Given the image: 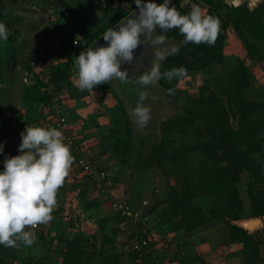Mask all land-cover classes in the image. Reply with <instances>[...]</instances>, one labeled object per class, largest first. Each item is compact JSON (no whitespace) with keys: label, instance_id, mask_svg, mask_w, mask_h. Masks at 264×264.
<instances>
[{"label":"trees","instance_id":"16d2710c","mask_svg":"<svg viewBox=\"0 0 264 264\" xmlns=\"http://www.w3.org/2000/svg\"><path fill=\"white\" fill-rule=\"evenodd\" d=\"M56 1L52 5L54 8L46 7L49 10L47 20L58 12L57 8H61L58 4L65 8L64 14L68 13L66 6L61 1ZM190 1L186 3L185 0H171L169 6H175L181 14H187L193 8L191 3H198L195 0ZM223 1L202 0V3L207 6L205 15L214 16L220 21V31L215 44L212 46L192 43L182 45L183 36L179 34L178 29H171L164 34L168 41L180 46V52L177 55L167 56L160 65V71L164 73L172 68H185L186 74L174 80L192 74L208 75L215 66L224 64L228 28H232L240 38L247 59L253 62V66H249L243 59H238L234 67L225 73V84L221 86L204 84L198 89V96L190 99L189 104L183 105L184 114L173 122L169 121L165 124L161 141L152 147V153L144 162L143 168H161L163 162L173 163L180 168L186 166V157L195 152L203 158L202 164L197 170L191 172V175L177 172L180 177L172 185H168L160 204L140 214L141 218H145L146 221L139 223L136 227L140 229L144 226L153 238L156 230L160 237H164L168 234H188L220 223L227 231L224 245L239 246L238 254L243 256L245 264H258L260 261L264 262V258L260 257V247L264 244V166L260 162L264 154V103L258 101L253 94L256 82L253 70L257 67L264 72V45L261 47L255 45L246 37L245 30L233 17L231 10L223 4ZM131 2L133 5V0ZM162 2L163 0H160V3ZM10 3H13L12 0H0V18L8 11L7 5ZM108 14L109 22L96 27H91L87 23H75L74 29L68 31L60 23L56 30L51 31L50 36L40 43V45L47 43L50 38L53 40V57L57 64L52 68L51 82H54V92L61 94L62 97L64 95L62 93L66 91L72 99L87 96L89 91H81L74 87L69 78L74 73L76 56L90 48L107 29L121 22L127 12L117 8ZM259 32L264 34V14ZM154 33L159 35L161 30L157 28ZM76 34H79L80 39L74 44ZM16 63L17 61H13V65ZM26 68L27 66L23 67V69ZM167 80L166 77H162L160 82L168 91L171 89V93L187 98L185 93L170 88ZM24 87V100L27 103L35 108L48 107L51 104V95L45 90L47 83L36 79L35 82H30ZM93 89L104 94L111 91L106 84L94 86ZM17 118L15 121L19 122L22 127L38 126L39 119L34 121V118L26 119L22 116ZM197 123L202 126V129L195 128ZM189 128H195L196 135L197 133L201 135L194 144H187L183 141L177 144L173 141L172 136L175 133L187 136ZM73 142L76 143L75 137H73ZM77 147L82 157L95 164L85 148ZM128 148L126 141L117 140L116 152L125 155ZM71 152L76 163V154L72 150ZM3 162L2 160L0 162L1 170L4 167ZM180 162L183 164L179 165ZM98 171L105 172V179L101 182L92 181V183L99 189H105L106 192L113 190L114 181L111 179L109 182L110 178L105 168H98ZM242 175L247 176L245 182V192L249 200L247 210L244 208L239 189ZM87 179L90 181V178L87 177ZM111 194L105 199L108 208L111 202H119L135 211L129 200H119ZM199 198L214 200V202L208 209H204L196 203ZM99 207L96 203L91 204L87 201L83 203L82 208L84 217L82 222H93L94 225L96 223L101 237L99 247L96 243V236L88 235L80 228L79 233L69 236L63 229H54L48 223L41 224L37 244L45 249V258L37 262L35 258L28 255L26 263L47 264L49 255L54 253L57 258L56 264H122L121 259L124 253L117 250L116 232L123 236L121 242L127 246L128 252L132 253L131 258L139 264H151L163 259L162 253L155 250L161 242L160 238L152 241L149 237L147 247L140 251L131 249L135 229L130 228L131 221L127 217L113 213L116 220L111 225H114V229L110 228V233H105L104 227L110 220L99 219ZM95 219L97 220L94 223ZM248 221H255L253 224L258 221L262 233H251L247 225H244ZM122 227L123 230L120 229ZM42 229H47V231L44 232ZM129 230H131L130 235L127 234ZM138 232L141 235L140 231ZM189 253L191 250L187 248H178L172 260L175 264H195V258L190 257ZM17 261L16 247L0 246V264H14Z\"/></svg>","mask_w":264,"mask_h":264},{"label":"rangeland","instance_id":"374dc122","mask_svg":"<svg viewBox=\"0 0 264 264\" xmlns=\"http://www.w3.org/2000/svg\"><path fill=\"white\" fill-rule=\"evenodd\" d=\"M31 1L36 5L38 4L36 2L37 0ZM155 2L159 4L160 0H155ZM185 2L190 3L191 1L185 0ZM199 2V4L193 2L191 6L199 7L203 11L202 13L205 14L207 6L202 3V0H199ZM106 14L109 16L108 13ZM109 20L110 18H107L101 20L100 23L96 20L95 24L100 26L108 23ZM57 27L56 19L52 16L49 19L47 29H45L48 33L44 32V38L50 36L51 31H55ZM11 33L9 31L8 36L12 35ZM244 33L255 45L260 47L264 45V34L259 32V27L250 31H244ZM155 36V33H153L148 38L152 40ZM11 45V39L0 42V58L8 62L16 61V57L11 53ZM171 46L176 45L166 40L165 45L160 46V48H169ZM238 59H243L249 66H253V62L247 59L246 51L240 38L237 37L232 28H228L226 31L224 64L222 66H215L208 75L192 74L184 78H178L177 80H167V85L170 88L185 93L187 98L173 93L170 94L161 84L160 80L147 88L137 83L138 87L140 86V91H138L137 95L141 91H147L148 93L143 103L150 107L151 119L146 127H139L134 123L131 111L136 107L138 97L134 96L130 90H123V83H120L121 81H117L118 83L108 81L106 85L111 88L109 93L104 94L92 89V91L87 93V96L81 99L70 98L67 91L62 93L64 94L63 97L68 110L66 117L69 115V119L67 120L74 127V137L77 146L83 147L88 151V155L93 158L97 168H105L108 173V178H110L109 182L113 179L115 186L109 192H106L104 189H99V187L84 176L77 168L76 163L73 162L70 169L72 180L66 177L62 185L63 187H61L64 192L62 193V190H58L56 197L57 204L52 212L53 219L48 224L54 229L59 228L65 230L69 236L79 233L81 229L87 232L88 235L96 236V243L99 247L101 237L95 223L97 219L94 220L95 225H93V222H90L91 225L86 224V221L82 222L84 219L82 215L84 202L88 201V203H96L97 206L99 205V219L102 220L104 218L105 220H110L104 227L105 233H110V228L114 229V225L111 224H114L116 220L114 219V212L110 211L107 202H105L109 194L112 193L111 196L119 200H129L135 212H138V214H144L160 204L167 192L168 185H172L180 177L177 172H185L191 175V172L201 166L203 158L198 152H195L186 157V166H182L184 168L176 167L175 164L170 162H163L161 168L149 167L144 169V162L152 153V147L161 141L165 124L169 121L173 122L184 114L183 105L189 104L190 99L198 96V89L204 84L221 86L226 79L225 73L234 67ZM157 63L161 65L162 61L157 60ZM26 70L23 69V75L21 74L20 78L24 79ZM253 71L256 78L253 94L258 101L264 103V72L257 67ZM20 73L21 71L18 72V74ZM75 80L76 75L74 72L69 78V81L74 87H76ZM37 125L43 127L45 123H43V120H40ZM196 127L202 129L199 123L196 124ZM195 128H189L186 133L187 136L175 133L172 136L173 141L177 144L181 141L187 142V144H194L195 140L201 137L198 133L196 135ZM118 139L127 142L129 148L125 155L115 151ZM122 149L124 150L123 146ZM260 162L264 166V154ZM182 164L183 162L179 163V165ZM0 171H2L1 167ZM246 181L247 176L242 175V182L239 189L244 201V208L247 210L249 200L245 192ZM213 202L214 200L203 198L196 200V203L203 206L204 209H208ZM248 222L244 225H247L246 227L251 233H262L259 222L253 224L251 227H248ZM120 229L123 230V227ZM30 230L36 233L37 238L39 237V225L37 228H31ZM42 231L46 232L47 229H42ZM130 233L131 230L127 231V234ZM226 235L227 231L220 223L197 229L188 234H168L164 237H160L156 230L154 237L152 238V235L149 237L152 238V241L160 238L161 242L155 247V250L162 253L163 259L160 262H152L151 264H175L172 259L173 254L178 248L191 250L189 256L195 258V264H245L243 256L238 254L239 246L224 245ZM115 236L117 250L124 253L121 259L122 264H139L138 261L131 258L132 253H129L126 249L127 246L121 242L123 236L118 232H116ZM16 250L18 252V261L14 264H27L26 258L28 255L39 262L45 258L46 254L42 245L37 244V239L31 246H25L20 242ZM260 257L264 258V244L260 247ZM56 259L54 253L50 254L47 264H56ZM258 264H264V262L260 261Z\"/></svg>","mask_w":264,"mask_h":264},{"label":"clouds","instance_id":"9594fccd","mask_svg":"<svg viewBox=\"0 0 264 264\" xmlns=\"http://www.w3.org/2000/svg\"><path fill=\"white\" fill-rule=\"evenodd\" d=\"M138 13L126 17L118 26L107 29L102 35L104 46L92 47L81 52L74 61L75 84L81 91H92L94 86L106 84L112 79L128 81L127 70L122 65L132 64L134 52L142 47L146 36H151L157 28L161 34L152 41L153 46H163L167 33L178 29L183 36L182 45L215 44L220 31L218 18L205 15L199 7H193L187 14H181L171 0L157 4L155 0H133ZM9 30L0 22V42L8 39ZM148 47V46H147ZM180 46L159 48L155 55L163 61L168 55H177ZM186 69L172 68L161 73L157 63L145 74L139 75L136 83L145 86L156 84L162 77L172 80L183 77ZM170 94L172 90H169ZM148 96L141 91L137 105L131 111L134 123L146 127L151 119L150 107L143 102ZM67 108V107H66ZM68 111V110H67ZM20 154L8 156L0 171V246L17 247L18 242L25 246L35 243L34 231L30 227L47 224L57 204L58 189L64 184L74 162L70 145L65 143L62 131L40 126L26 127L21 133L18 145ZM4 143H0V154Z\"/></svg>","mask_w":264,"mask_h":264},{"label":"crops","instance_id":"0c3cea01","mask_svg":"<svg viewBox=\"0 0 264 264\" xmlns=\"http://www.w3.org/2000/svg\"><path fill=\"white\" fill-rule=\"evenodd\" d=\"M58 1H61V3L66 6L69 15L76 24L87 23L91 27H96V20L100 23L101 20L109 19L110 17L106 12L98 8L97 0ZM12 2L13 3L10 4L13 5H34L31 0H12ZM36 2H38V6L46 8L47 6L53 7L52 5L57 1L37 0ZM59 5L61 4H58V7L63 8ZM63 10H65V8H63ZM0 22L5 23L8 30L12 32V35L8 36V40H12L13 47L12 45L10 46L11 53L16 57L17 61L16 65H13V61L8 62L0 58V60H2L0 62V80H2L4 84L3 89L0 91V143H2V139L5 138L8 128L16 119H18L17 117L22 116L26 119L34 118V121L39 119V121L43 120V123L50 119L47 107L39 106L38 108H35L24 100V86L26 85V82L23 78H20L21 74L23 75V67L34 57L38 46L44 39V32H47L45 29L48 27L49 20L44 19L32 24L26 19L17 17L16 14L8 9V11H6L0 18ZM19 71H21L20 74H18ZM67 178L72 180L70 172ZM61 187L58 190H62ZM61 192L63 193L64 191L62 190ZM30 229L31 228L28 227L26 231H33Z\"/></svg>","mask_w":264,"mask_h":264},{"label":"built area","instance_id":"2783aa9c","mask_svg":"<svg viewBox=\"0 0 264 264\" xmlns=\"http://www.w3.org/2000/svg\"><path fill=\"white\" fill-rule=\"evenodd\" d=\"M131 1L132 0H97V5L98 8L104 12H110L111 10L121 8L127 12L126 16H128L136 9V5L134 6V3L132 5ZM195 1L200 3L199 0ZM57 9L58 12L53 15L56 19L57 26L61 23V25L68 31L73 30L76 25L69 13L64 14L63 8ZM79 39V34H76V41L74 44H76ZM53 46V40L50 38L49 42L42 43L38 47L35 58L30 60L27 65L24 80L26 81V84L35 82L36 79L47 83L45 90H47L49 95H51L52 100L51 104L47 107L50 119H48L49 121H47L43 127L56 128L62 131L65 143L69 144L70 149L76 154L77 168L84 174V176L90 178L91 182H101L105 179V172L98 171L95 164L87 158L81 156L76 143L73 142V137L75 135L74 127L70 124L66 117L67 108L65 99L61 94L54 92V82H51V78L52 68L57 64V61L53 57ZM3 87L4 84L0 80V91ZM25 128L26 127H22L20 123L16 121L10 125L5 135V140L2 142L4 143V152L3 154H0V160L4 161L8 156L20 154L18 151V145L21 142V133L24 132ZM109 209L114 212V214H119L122 217L129 218L131 221L130 228H135V231L133 232L135 233L134 241L132 242L131 249L134 251H140L146 248L150 233L146 231L144 226L140 229L136 227L139 223H145L146 219L141 218L140 214L133 211L129 206L119 202H111ZM86 224H90V222H87ZM138 231H140L141 235Z\"/></svg>","mask_w":264,"mask_h":264},{"label":"water","instance_id":"95a60500","mask_svg":"<svg viewBox=\"0 0 264 264\" xmlns=\"http://www.w3.org/2000/svg\"><path fill=\"white\" fill-rule=\"evenodd\" d=\"M223 4L231 10L233 17L240 23V25L245 31H250L260 26L264 13V0H224ZM7 8L11 10L14 14H18L17 17L26 19L32 24L37 23L38 21H42L44 19L47 20V17L49 16L48 9L35 4H8ZM136 13H138L137 8L128 16H132ZM118 24L115 25L113 28L115 29ZM148 40L146 36L144 39V44L148 47L142 46L134 52V57H136V59H134L132 64L122 65V70H127L128 72L130 78L128 82H134L138 80L139 75L150 71L158 60L155 53L160 48V46H153L151 45L152 40ZM104 45H106V42H104L102 36H100L97 40L94 41L91 47L95 49L98 46ZM254 222L255 221H249L248 225L252 226Z\"/></svg>","mask_w":264,"mask_h":264},{"label":"flooded vegetation","instance_id":"af4514ba","mask_svg":"<svg viewBox=\"0 0 264 264\" xmlns=\"http://www.w3.org/2000/svg\"><path fill=\"white\" fill-rule=\"evenodd\" d=\"M149 38H148V36H147V40H148ZM149 41V40H148ZM137 81V80H136ZM136 81H134V82H127V81H124V82H122L121 81V83H123L122 85H123V90L125 89L126 91H131V93L133 92V95L134 96H136V97H138L139 98V95H137L138 94V91H140V86L138 87V84L136 83ZM137 85H136V84ZM134 90H136V91H134ZM136 99V98H135ZM138 100V99H137Z\"/></svg>","mask_w":264,"mask_h":264}]
</instances>
